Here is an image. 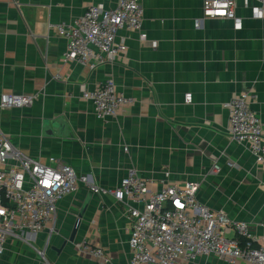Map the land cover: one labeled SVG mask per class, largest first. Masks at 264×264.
Returning a JSON list of instances; mask_svg holds the SVG:
<instances>
[{
  "label": "crops",
  "instance_id": "1",
  "mask_svg": "<svg viewBox=\"0 0 264 264\" xmlns=\"http://www.w3.org/2000/svg\"><path fill=\"white\" fill-rule=\"evenodd\" d=\"M91 4L113 8L116 0H0V95H36L29 106L0 109V136L41 163L53 156L70 165L97 188L118 185L130 170L152 190L166 181L196 182L201 204L249 223L260 236L264 167L254 163L245 143L229 136L225 107L249 93L264 133V18L254 12L258 1L234 0L233 18H204L203 0H142L141 30L121 29L117 39L126 51L93 70L62 61L67 41L53 29ZM106 78L133 103L98 119L82 92ZM186 93L192 95L189 104ZM74 195L80 209L87 204L73 242L52 245L48 229L26 242H43L51 264H97L78 247L82 243L100 247L111 264L128 262L129 221L121 204L86 186ZM72 196L60 202L57 215ZM178 264L229 263L208 254Z\"/></svg>",
  "mask_w": 264,
  "mask_h": 264
},
{
  "label": "built area",
  "instance_id": "2",
  "mask_svg": "<svg viewBox=\"0 0 264 264\" xmlns=\"http://www.w3.org/2000/svg\"><path fill=\"white\" fill-rule=\"evenodd\" d=\"M142 0H116L115 7L89 5L84 13L53 29L65 37L67 44L62 61H77L93 70L113 63L126 51L118 40L121 29L139 32L142 27ZM254 12L264 18V0H257ZM234 0H203L202 17L233 18ZM194 25L199 26L196 20ZM60 79V75L55 76ZM82 97L89 100L98 119L115 116L133 99L119 93L112 78H106ZM36 95L3 93L0 109L32 104ZM249 93L237 95L225 104L228 111V133L231 139L245 143L254 163L264 167V133L259 117L250 106ZM191 93L184 102L191 103ZM219 171L213 165L212 172ZM164 176L169 177L165 171ZM149 181L134 170L126 173L112 188H97L87 176L78 175L70 165L50 156L44 164L16 148L0 136V258L11 238L24 240L21 234L36 236L53 230L58 205L66 197L86 186L94 193L110 194L122 206L129 221L130 259L125 264H178L199 256L214 254L229 264H264V221L260 236L244 221L230 219L223 210H212L196 198L198 183H163L152 190ZM97 259V264H111L100 248L79 244ZM42 255L43 253L39 251Z\"/></svg>",
  "mask_w": 264,
  "mask_h": 264
},
{
  "label": "rangeland",
  "instance_id": "3",
  "mask_svg": "<svg viewBox=\"0 0 264 264\" xmlns=\"http://www.w3.org/2000/svg\"><path fill=\"white\" fill-rule=\"evenodd\" d=\"M74 197L75 195L73 194L71 200H69L67 204L69 207L63 209V212L56 216L51 227L53 230L48 229L49 233L52 235V245H60L63 241L68 240L70 236L73 224L81 206L73 202ZM21 235L23 237L25 236L24 241L20 238H11L9 240L4 251L5 255L0 261V264H51L48 256H46L47 250L46 246L43 245V242L39 245L37 242L33 245H29L26 242V239H28L27 234L24 233ZM54 239L55 241L53 242ZM39 251L43 254L41 255Z\"/></svg>",
  "mask_w": 264,
  "mask_h": 264
},
{
  "label": "water",
  "instance_id": "4",
  "mask_svg": "<svg viewBox=\"0 0 264 264\" xmlns=\"http://www.w3.org/2000/svg\"><path fill=\"white\" fill-rule=\"evenodd\" d=\"M86 204H87V203H85V204L82 206V208L80 209V211H79V213H78V215H77V218H76V220H75V222H74V224H73V227H72V230H71L70 236H69L68 240H65V241L63 242L62 246H64L65 243H67V241H69V242H73V241H74V239H75V235H76V232H77L78 225H79V223H80V220H81L82 215H83V213H84V210H85V208H86ZM33 236H34V235H33Z\"/></svg>",
  "mask_w": 264,
  "mask_h": 264
}]
</instances>
